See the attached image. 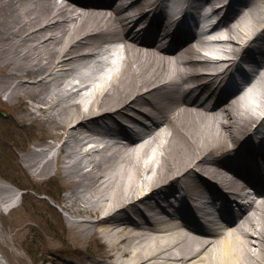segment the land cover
<instances>
[{
	"label": "bare ground",
	"instance_id": "6f19581e",
	"mask_svg": "<svg viewBox=\"0 0 264 264\" xmlns=\"http://www.w3.org/2000/svg\"><path fill=\"white\" fill-rule=\"evenodd\" d=\"M161 1L0 0V100L37 119L26 158L61 184L73 236L105 238L93 264H264V77L223 88L264 32V0H224L216 44L199 24L172 32L197 0L158 15ZM21 198L0 176V217Z\"/></svg>",
	"mask_w": 264,
	"mask_h": 264
},
{
	"label": "rangeland",
	"instance_id": "374dc122",
	"mask_svg": "<svg viewBox=\"0 0 264 264\" xmlns=\"http://www.w3.org/2000/svg\"><path fill=\"white\" fill-rule=\"evenodd\" d=\"M108 56L106 52L102 58ZM4 99L0 100V176L24 192L20 204L0 217L2 253L11 264H93L107 247L105 238L101 232L84 242L73 236L68 212L50 194L57 196L61 184L50 176L37 175L26 158L30 148L37 147V119L30 122L23 117L19 101L8 110ZM38 127L40 134L47 132ZM227 141L238 143V139ZM24 188L34 191L25 196Z\"/></svg>",
	"mask_w": 264,
	"mask_h": 264
},
{
	"label": "trees",
	"instance_id": "16d2710c",
	"mask_svg": "<svg viewBox=\"0 0 264 264\" xmlns=\"http://www.w3.org/2000/svg\"><path fill=\"white\" fill-rule=\"evenodd\" d=\"M24 189H27V190H28L27 193L25 194V196H26V195L28 196V195L31 193V190L28 189V188H24Z\"/></svg>",
	"mask_w": 264,
	"mask_h": 264
}]
</instances>
